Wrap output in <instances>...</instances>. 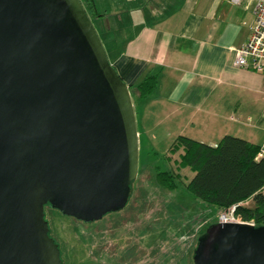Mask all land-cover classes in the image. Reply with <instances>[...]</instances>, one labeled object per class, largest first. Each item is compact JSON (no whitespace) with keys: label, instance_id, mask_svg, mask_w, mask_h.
Returning <instances> with one entry per match:
<instances>
[{"label":"water","instance_id":"obj_1","mask_svg":"<svg viewBox=\"0 0 264 264\" xmlns=\"http://www.w3.org/2000/svg\"><path fill=\"white\" fill-rule=\"evenodd\" d=\"M140 164L129 85L82 0H0V264H64L46 207L123 209ZM194 264H264V225L217 221Z\"/></svg>","mask_w":264,"mask_h":264},{"label":"crops","instance_id":"obj_2","mask_svg":"<svg viewBox=\"0 0 264 264\" xmlns=\"http://www.w3.org/2000/svg\"><path fill=\"white\" fill-rule=\"evenodd\" d=\"M96 4L102 15L93 23L131 88L139 141L167 143L165 157L178 160L183 150L171 147L180 135L211 145L227 134L264 142V71L235 64V49L247 41L255 19L254 0ZM150 73L159 74V83L140 96L135 87Z\"/></svg>","mask_w":264,"mask_h":264},{"label":"rangeland","instance_id":"obj_3","mask_svg":"<svg viewBox=\"0 0 264 264\" xmlns=\"http://www.w3.org/2000/svg\"><path fill=\"white\" fill-rule=\"evenodd\" d=\"M139 146L138 177L131 201L122 211L86 223L46 207L51 234L66 264H96L92 257L100 247L113 250L115 264H194L193 252L200 235L221 212L197 200L188 190L186 184L194 173L190 168H179L175 156L165 157L167 143L139 141ZM172 168L181 177L179 186L169 190L159 186L155 176L159 170ZM139 219L141 242L134 241ZM192 221H196L195 230L187 232V224Z\"/></svg>","mask_w":264,"mask_h":264},{"label":"trees","instance_id":"obj_4","mask_svg":"<svg viewBox=\"0 0 264 264\" xmlns=\"http://www.w3.org/2000/svg\"><path fill=\"white\" fill-rule=\"evenodd\" d=\"M82 2L92 21L94 16L102 15L96 0ZM158 83L159 74L150 73L135 89L144 97L151 94ZM259 147L258 144L231 134L225 135L217 145L180 135L172 144L171 151L183 150L178 167H190L195 171L186 186L197 200L217 207L220 212L236 204L235 213L243 220H253L256 225H264V157L257 158ZM180 177V172L172 168L157 171L155 180L159 186L173 190L179 186ZM247 201L252 203L245 204ZM47 207L52 208L50 205ZM218 220L216 217V222ZM195 223L192 221L187 224V232L195 230Z\"/></svg>","mask_w":264,"mask_h":264},{"label":"built area","instance_id":"obj_5","mask_svg":"<svg viewBox=\"0 0 264 264\" xmlns=\"http://www.w3.org/2000/svg\"><path fill=\"white\" fill-rule=\"evenodd\" d=\"M233 4H241L243 0H228ZM254 22L250 26V35L247 41L235 49V64L254 71H264V0H254ZM264 157V142L260 145L257 158ZM248 204L247 202H244ZM236 204L221 211L219 220L223 222H244L256 225L255 221H245L235 213ZM218 220V221H219Z\"/></svg>","mask_w":264,"mask_h":264},{"label":"flooded vegetation","instance_id":"obj_6","mask_svg":"<svg viewBox=\"0 0 264 264\" xmlns=\"http://www.w3.org/2000/svg\"><path fill=\"white\" fill-rule=\"evenodd\" d=\"M130 201H131V198H130V200H129V202H128V204L123 208V209H125L128 205H129V203H130ZM123 209H121V210H119V211H114V212H110V213H108V214H111V213H117V212H120V211H122ZM108 214H106L105 216H107ZM104 216V217H105ZM103 217V218H104ZM102 219V218H101ZM100 220V219H99ZM83 221V220H82ZM95 221H98V220H95ZM95 221H91V222H95ZM139 221V223H138V225H137V227H138V229H137V236H134V241L137 239L138 240V242H141V240H140V237H141V220L139 219L138 220ZM85 222V221H84ZM87 223V222H86ZM61 252H62V258H63V251L61 250ZM93 252H95V251H93ZM97 253V254H96ZM95 257L93 258L92 257V259L93 260H97L96 261V264H115L114 263V261H115V254H114V252H113V250H111L110 249V247H107V250H105V249H102L101 247L99 248V251L98 252H95ZM102 259H104L105 260V262L104 261H101ZM118 259V258H117ZM63 262H64V258H63ZM64 264H66L65 262H64ZM116 264H125V263H119V262H117Z\"/></svg>","mask_w":264,"mask_h":264}]
</instances>
